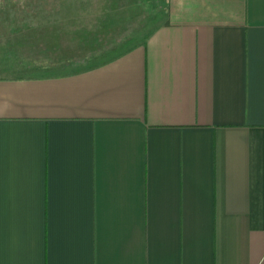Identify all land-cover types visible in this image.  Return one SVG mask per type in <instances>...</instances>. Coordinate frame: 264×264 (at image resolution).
<instances>
[{"label": "crops", "instance_id": "1", "mask_svg": "<svg viewBox=\"0 0 264 264\" xmlns=\"http://www.w3.org/2000/svg\"><path fill=\"white\" fill-rule=\"evenodd\" d=\"M89 67L0 54V264H264V0H162Z\"/></svg>", "mask_w": 264, "mask_h": 264}, {"label": "rangeland", "instance_id": "2", "mask_svg": "<svg viewBox=\"0 0 264 264\" xmlns=\"http://www.w3.org/2000/svg\"><path fill=\"white\" fill-rule=\"evenodd\" d=\"M162 0H0V54L9 64L70 71L141 44Z\"/></svg>", "mask_w": 264, "mask_h": 264}]
</instances>
